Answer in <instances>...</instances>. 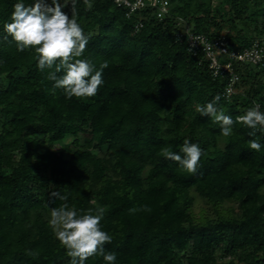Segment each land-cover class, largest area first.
<instances>
[{
    "label": "trees",
    "instance_id": "obj_1",
    "mask_svg": "<svg viewBox=\"0 0 264 264\" xmlns=\"http://www.w3.org/2000/svg\"><path fill=\"white\" fill-rule=\"evenodd\" d=\"M168 1L0 0V264L264 263V49L225 99L177 37L264 41V0Z\"/></svg>",
    "mask_w": 264,
    "mask_h": 264
},
{
    "label": "built area",
    "instance_id": "obj_2",
    "mask_svg": "<svg viewBox=\"0 0 264 264\" xmlns=\"http://www.w3.org/2000/svg\"><path fill=\"white\" fill-rule=\"evenodd\" d=\"M117 5L127 8V15L144 7L151 8L158 18L169 15L168 0H114ZM183 39L186 50L193 57H201L213 77L223 76L227 81L222 96L227 99L237 93L236 82L239 80L237 68L239 64L261 65L263 59L264 41L254 40L248 47L233 49L224 36L212 37L201 32L184 30L177 33ZM251 117L252 121L264 130V106L260 102H253L249 113L240 114L237 119ZM264 264V263H263Z\"/></svg>",
    "mask_w": 264,
    "mask_h": 264
},
{
    "label": "rangeland",
    "instance_id": "obj_3",
    "mask_svg": "<svg viewBox=\"0 0 264 264\" xmlns=\"http://www.w3.org/2000/svg\"><path fill=\"white\" fill-rule=\"evenodd\" d=\"M62 144H64V141L56 143L55 147L61 146ZM193 195H194V203L192 204L193 205L192 211H193L195 217L196 218H201L203 216L210 217V218L214 217L215 213H214V210L211 207V205L206 203L196 193H193ZM228 206H232L234 208V203L226 202L225 204H223V209L228 207ZM220 210H222V208H220Z\"/></svg>",
    "mask_w": 264,
    "mask_h": 264
}]
</instances>
